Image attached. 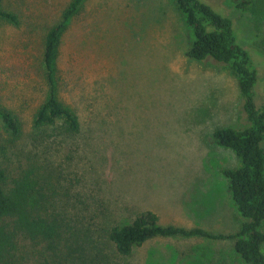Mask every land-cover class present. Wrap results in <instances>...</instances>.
Wrapping results in <instances>:
<instances>
[{
  "label": "rangeland",
  "instance_id": "rangeland-1",
  "mask_svg": "<svg viewBox=\"0 0 264 264\" xmlns=\"http://www.w3.org/2000/svg\"><path fill=\"white\" fill-rule=\"evenodd\" d=\"M71 1L2 0L17 21L0 20V103L21 125L14 136L0 121V166L13 175L36 167L46 181V204L74 233L63 264H245L235 239L157 237L122 255L109 237L148 211L163 226L223 234L243 222L223 173L239 157L214 138L217 128L246 124L237 77L187 55L191 30L175 0H85L56 63L60 98L81 129L33 127L49 94L46 34ZM203 1L233 19L264 105V0Z\"/></svg>",
  "mask_w": 264,
  "mask_h": 264
},
{
  "label": "trees",
  "instance_id": "trees-1",
  "mask_svg": "<svg viewBox=\"0 0 264 264\" xmlns=\"http://www.w3.org/2000/svg\"><path fill=\"white\" fill-rule=\"evenodd\" d=\"M84 2L72 0L62 18L46 34L43 64L49 94L34 114L35 129L44 131L54 126L56 130L51 129L57 135H73L81 129L78 115L60 98L56 63L61 37ZM1 3L2 0L0 20L16 22L17 16L3 10ZM175 3L191 30L187 55L198 61L211 59L225 64L237 77L246 124L242 128H217L214 138L239 157L240 166L224 169L223 173L243 222L237 233L223 234L202 227L163 226L159 217L148 211L131 224L113 226L109 237L122 255H129L135 246L157 237L235 239L236 251L245 264H264V105L259 106L256 101L258 65L253 54L242 45L232 18L203 0H175ZM0 121L14 136L20 135L17 116L1 103ZM49 198L47 183L36 167L13 175L0 166V264H63L75 251L74 233L52 207L53 203L46 204Z\"/></svg>",
  "mask_w": 264,
  "mask_h": 264
}]
</instances>
